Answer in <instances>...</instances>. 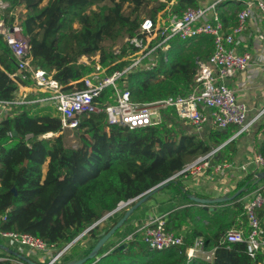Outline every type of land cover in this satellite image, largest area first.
Segmentation results:
<instances>
[{"label": "trees", "instance_id": "obj_1", "mask_svg": "<svg viewBox=\"0 0 264 264\" xmlns=\"http://www.w3.org/2000/svg\"><path fill=\"white\" fill-rule=\"evenodd\" d=\"M5 1L12 9L24 6L26 10L21 26L22 34L29 39L30 55L36 62L32 59L31 64L44 70L66 92L74 87L84 89L85 83L81 80L95 71L96 63L105 69L106 76L131 64V59H122L132 55L135 49L125 44L130 49V54H126L125 49L120 52L106 50L104 44L114 43L124 34L134 36L143 21L125 15V4H132L136 12L149 3L147 0H48L41 6L44 0ZM199 3L200 0H176L170 14L180 15L187 8L199 7ZM162 9L161 5L154 8L150 19L155 21ZM74 25L79 28L75 29ZM207 39L212 45L209 36L171 40L167 51H157L154 67L145 70L147 61H144L123 75L117 81L118 86L125 82L132 101L139 103L187 95L194 88L196 61L205 60L209 55L194 60L181 55L193 43L196 48L203 47L204 43L209 45ZM96 55L98 61H91L90 58ZM81 57H86L89 63L80 62ZM12 58L0 36V102L11 105L10 112L0 120V231L30 234L57 251L85 232L63 254L62 262L87 255L135 203L115 211L121 202L139 198L212 148L207 141L178 128L172 118L175 116L173 109L162 111L158 125L133 130L108 125L106 115L101 111L82 116L73 130L78 133V145L67 147L62 136L66 131L61 130L60 117L54 107L31 113L29 110L37 108L38 101L15 104L18 86L9 78L15 72ZM26 85L30 82L23 83ZM113 100L114 91L108 87L95 102L101 107ZM259 133L264 136V125H260ZM48 134L51 136L45 138ZM229 137L230 133L212 132L210 142L219 146ZM233 144L229 142L223 148L226 150ZM256 153L264 157V137L256 143ZM255 181L247 177L240 187L251 190ZM172 182L169 180L167 185ZM11 189H15L16 195ZM142 206L115 232L97 257L102 256L110 245L114 246L113 239L121 241L135 231L130 222ZM109 213L112 214L98 223ZM137 245L156 255L179 251L180 255L169 264H181L186 262L185 251L192 243L170 250L150 251L137 234L116 253ZM13 250L20 253L17 248ZM21 255L25 256L24 253ZM0 257L9 259L0 264L20 261L3 251H0ZM27 258L35 264H44ZM95 260L84 264H93ZM258 261L259 258L253 260L247 256L243 244L235 243L217 246L213 261L208 264H257Z\"/></svg>", "mask_w": 264, "mask_h": 264}, {"label": "built area", "instance_id": "obj_2", "mask_svg": "<svg viewBox=\"0 0 264 264\" xmlns=\"http://www.w3.org/2000/svg\"><path fill=\"white\" fill-rule=\"evenodd\" d=\"M222 1L224 0H214L204 7L187 8L180 15L168 13L165 19H162L161 15L156 17L155 21L144 19L136 34L127 37L125 42L135 49V52L130 55L131 64L121 71L106 76L105 69L96 63L95 71L81 80L85 83V88L82 90L72 89L66 92L44 70L31 68L30 45L28 38L22 34L21 24L24 19L15 17L13 9L5 0H0V36L12 55L16 67L15 74L11 75L12 80H15V77L21 83L30 80L33 85L48 93L49 96L43 99L50 101L58 113L62 131L76 129L82 116L100 111L105 113L106 122L111 126L118 125L129 130L151 127L161 122L162 111L173 109L180 119L189 122L197 131L208 120L219 130L235 126L237 129L233 136L235 138L250 131L260 115L247 121L245 105L237 102L234 91L225 83V80L250 67L252 55L235 52V37L245 30L247 21L253 19V10H256L264 21V0L246 1L244 8L237 13L235 26L229 32L224 30L216 12V6ZM170 2V0H159L158 5L163 6L161 10L163 16L166 14V6ZM6 15L12 20H7ZM201 36L211 37L212 52L206 60L196 61L194 88L187 95L169 96L149 103H139L132 101L125 82L121 87L118 86L117 81L123 75L144 61H148L144 67L145 70L154 67L157 63V51H167L171 40L177 38L186 41ZM125 59L127 58L123 60ZM257 61L264 66V54L260 53ZM108 87L114 91V100L100 107L95 99L100 96L103 89ZM23 102L16 101L15 104ZM10 106L8 103L0 102V120L11 110ZM47 136H51V134ZM222 147L223 145L216 147L199 157L169 180L183 174L197 175L202 168H209ZM251 161L264 171L263 156L255 154ZM214 168L219 171L225 167L217 165ZM134 200L121 202L120 209L128 207ZM261 208H264V187L256 189L244 207L248 229L246 231L242 229L228 230L220 245L240 243L245 246V252L249 258L255 260L261 257L264 251V231L256 215L257 210ZM137 234L141 236L150 251L170 250L184 245L181 236L167 230L166 218L158 216L140 225L132 234L119 241L117 247L134 240ZM0 238L6 239L9 245L17 246L19 249L26 248L32 253L46 254L47 264L62 263L63 254L71 246H65L52 257L51 251H54L55 247L47 245L43 240L30 234L0 231ZM201 252H203V241L198 240L186 249L185 254L187 259L191 260ZM206 259L208 260L209 257ZM0 261H9V259L0 257ZM10 261L15 264H25L17 260ZM258 264H264V262L261 261Z\"/></svg>", "mask_w": 264, "mask_h": 264}, {"label": "crops", "instance_id": "obj_3", "mask_svg": "<svg viewBox=\"0 0 264 264\" xmlns=\"http://www.w3.org/2000/svg\"><path fill=\"white\" fill-rule=\"evenodd\" d=\"M170 1L166 6V16L171 12V8L176 2V0ZM213 1L200 0L199 7L207 6ZM246 1L248 0H224L216 6V12L226 32H229L235 26L237 13L244 8ZM13 12L15 17H17L16 14L18 12H22V19H24L26 14L24 6H16ZM6 19L9 20L10 17L6 15ZM209 42L208 55L212 52L211 41ZM234 50L238 54L249 53L252 55L250 67L245 71L235 73L233 77L226 79L225 83L234 91L237 102L245 105L247 109V121L260 115L255 122V126L247 133L234 138L233 136L237 130L235 126L219 130L208 120L197 131L189 122L180 119L175 114L172 118L173 120L175 119L177 127L185 130L188 134H195L197 138L207 141L212 147L211 150L221 145L224 147L229 142L234 144L226 150L222 147L214 157L213 164L207 169L202 168L199 174L176 176L172 179L173 182L170 185H166V187L150 197L140 208V211L134 214L135 218L130 222V225L136 227L154 217L164 216L166 218L167 230L177 236H181L184 243H192L193 245L196 241L202 240L203 252L197 253L196 257L191 260H188L185 254L187 264H193L194 262H202V264L212 263L214 252L217 246H223L220 245V242L228 230L242 229L246 231L248 225L244 207L253 196V192L256 189L264 187V180L259 181L251 190L240 187L242 181L247 177H250L251 180H256L257 174L263 171L251 161L253 155L257 154L256 143H260L264 137L261 133L258 134L260 125H264V66L261 62L257 61L258 55L260 53L264 54V21L256 10H253V19L247 21L245 30L236 35ZM12 63L16 72L13 58ZM11 75H9V78L12 80ZM16 78L12 82L18 86L17 96L19 98L32 96L34 93L41 94L38 98L34 99V97H30L24 101H36L49 96L44 89L33 85L32 81H27L30 82V85L23 86L24 82L21 83ZM173 112L175 113L174 110ZM206 112L208 113V111ZM212 132L230 133V137L226 142L217 146L210 142ZM195 160L189 162L187 165L193 163ZM217 165H222L225 168L216 171L214 167ZM237 192H239L238 196L244 193L237 200L233 199L232 201L224 202L225 204L211 205L207 209L190 199L230 197ZM256 215L264 231V208L258 209ZM219 236L221 237L218 239ZM113 240L117 242L116 239ZM0 242L10 249L17 248V251L21 254L24 253L26 257H31L38 263L48 260L46 254L32 253L26 248L19 249L17 246L9 245L6 239L0 238ZM216 242L217 244H215ZM207 257H209L208 260L206 259ZM261 261L264 262V251L261 257H259L257 264Z\"/></svg>", "mask_w": 264, "mask_h": 264}, {"label": "rangeland", "instance_id": "obj_4", "mask_svg": "<svg viewBox=\"0 0 264 264\" xmlns=\"http://www.w3.org/2000/svg\"><path fill=\"white\" fill-rule=\"evenodd\" d=\"M147 1L149 3L145 4L144 7H142L140 10H138L136 12L133 11V5L132 4L131 5L130 4H125L124 8H123L124 14L130 16L131 19L137 18L138 21H142L144 19H150L151 15L153 14L152 12H153L154 8L158 7L159 0H147ZM47 2H48V0H44L42 2L41 6H45L47 4ZM93 9H95V7ZM162 14H163V12L160 11L159 13H157L156 17L161 15L162 19H165L166 16H163ZM16 16L21 19L22 16H23L22 12H18L16 14ZM74 28L78 29L79 26L78 25H74ZM127 37H129V36L127 34H124L120 39H118L114 43H105L104 44V48H106V50L109 48V49H111L113 51H116V52H120L123 49H125V53L126 54H130V49H128L130 46L127 43H125ZM28 42H29V39H28ZM125 44H127V46H129V47H126ZM208 46L209 45L207 43H204V46H203L204 48H202V47L201 48H196L197 46H195V43H193V44L190 45V47L187 48L186 53H184L181 56L185 55L191 60H194L197 57L204 58L209 53L208 52L209 51L208 50ZM193 47H195V48H193ZM174 57L176 59L179 58V56H174ZM31 58L33 59V63L36 64L35 59L32 57V55H31ZM95 58L98 59L99 58L98 55H97V57H95V56L91 57L90 60L91 61L92 60L95 61ZM125 58H127L125 60L131 59L130 56L125 57ZM90 60H88L86 57H81L79 61L87 64V63H89ZM147 63H148V61H147ZM145 64H146V62H145ZM31 68L35 69L33 64H31ZM160 80H161V78H160ZM73 89H75V87ZM40 95L41 94H35L34 93L32 96L29 95L26 98H30V97L38 98V97H40ZM26 98H19V96H17V100H19V101L27 100ZM36 101L39 102L37 108H31L29 110V112L35 113V112H38V111H45V110L48 111V109L51 110L52 109L51 107H53V105H52V103L50 101H46L43 98L39 99V100H36ZM24 102H27V101H24ZM40 103H42V104H40ZM77 135H78V133L77 132H73V130H66V132L62 135L65 146L72 147V148L76 147L78 145ZM48 137H50V136H45V138H48ZM46 166H47V162L43 165V172L46 171ZM137 228H139V226H136L135 230ZM112 241L114 243V246L112 247L110 245L108 250L106 252L104 251V254H103V257L106 256V255H108V256H106L104 258L102 256H101V258L98 257L93 264H169V263L174 262L175 257H178V255H180L179 251L173 252V253H170V254H166V255H156L154 253L148 252L146 250V248H144V247L142 248L139 245L134 246V247H129V248H127L126 250H124L122 252L116 253V252H114L113 249L115 247H117V244H118L119 241H117V242H114V240H112ZM85 242L86 241H84V243ZM110 243H112V242H110ZM122 249H118V250H122ZM57 253H58V251L56 249L54 251H51V254L53 255L52 257H54ZM47 255L49 256V253H47ZM47 261L48 260H46L43 263L47 264L48 263ZM181 264H187V262L183 261ZM197 264H200V263H197Z\"/></svg>", "mask_w": 264, "mask_h": 264}, {"label": "water", "instance_id": "obj_5", "mask_svg": "<svg viewBox=\"0 0 264 264\" xmlns=\"http://www.w3.org/2000/svg\"><path fill=\"white\" fill-rule=\"evenodd\" d=\"M264 180V171L260 172L257 174V179L254 182V185L257 184L259 181ZM169 180L158 184L157 186L151 188L150 190L146 191L142 196H140L139 198H135L134 200V204L132 206H130L124 213V215L117 221V223L112 226L93 246V248L90 250V252L81 257L80 259H76V260H72V261H68V262H62L59 264H84L86 263L88 260H92V259H97V255L100 252L101 248L107 244L113 237V235L115 234V232L121 228L125 222L127 221V219L131 216V214L137 209L139 208L141 205H143L144 203H146L148 201V199L150 197H152L155 193H157L158 191L162 190L164 187H166L167 183ZM11 192H13L16 195L15 189H11ZM239 192L235 193L234 195L230 196V197H219V198H213V199H200V198H190L191 200H193L194 202H196L197 204L203 206L205 209H207V207L211 206V205H215V204H220V203H224V202H228V201H232L233 199H235L238 196ZM120 205H118V208L115 211H118L120 209L119 207ZM113 211V212H115ZM112 212V213H113ZM112 213H109L107 215H105L99 222L103 221L104 219H106L107 217H109ZM97 224V223H96ZM95 224V225H96ZM85 234L82 233L81 235H79L78 237H76V239H74L68 246L74 244L77 240L80 239V237H82ZM127 244L124 243L123 245H120L116 248H114V252H116L118 249H122L124 246H126ZM0 250L5 252L6 254L12 255L15 258H17L18 260L24 262L25 264H35L32 261H30L27 257L21 255L20 253L16 252L13 249H10L9 247H7L6 245L2 244L0 242ZM103 257V255H102ZM101 258V256H100Z\"/></svg>", "mask_w": 264, "mask_h": 264}]
</instances>
